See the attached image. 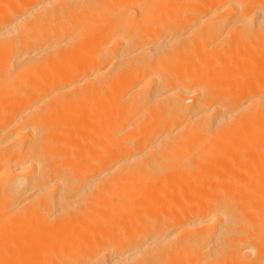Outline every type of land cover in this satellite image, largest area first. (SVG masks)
Instances as JSON below:
<instances>
[{
  "label": "bare ground",
  "instance_id": "6f19581e",
  "mask_svg": "<svg viewBox=\"0 0 264 264\" xmlns=\"http://www.w3.org/2000/svg\"><path fill=\"white\" fill-rule=\"evenodd\" d=\"M263 60L264 0H0V264H264Z\"/></svg>",
  "mask_w": 264,
  "mask_h": 264
},
{
  "label": "rangeland",
  "instance_id": "374dc122",
  "mask_svg": "<svg viewBox=\"0 0 264 264\" xmlns=\"http://www.w3.org/2000/svg\"><path fill=\"white\" fill-rule=\"evenodd\" d=\"M208 19H209L208 16L202 18V24L204 23V24H203V27H204L205 25H207V23L209 22ZM205 22H206V23H205ZM204 28H205V27H204ZM204 58H205V57H204ZM205 60H206V59H205ZM206 62H207V61H205V63H206ZM260 62H261V61H260ZM263 62H264V60H263ZM263 62H261V64L258 63L259 65H261V66H258V69L261 68L260 70H261L262 72H263L262 69H263V67H264V66L262 65V64H264ZM203 65H205L206 70H207V67H208V66H206V65H208V63H206V64L203 63ZM202 69H203V66H202ZM206 70H205V71H206ZM205 71H204V72H205ZM205 75H207V74L205 73ZM260 75H261V74H260ZM221 86H222V85H221ZM221 86H220V87H221ZM219 90H220V89H219ZM218 93L221 94V92H218ZM217 95H219V94H217ZM217 95L215 96L216 98H217ZM219 97H220V96H219ZM219 97H218V100L221 98V97H220V98H219ZM228 97L230 98V100H229ZM228 97H226V98H224V99H227V98H228L227 100H229L230 102L227 101V100H226V101H227L229 104L231 103L232 106H231V104H230V105H229V104L227 105V108H228L227 113H230V115H235V116H236L235 119L238 118L237 115H236V114H238V112H239V114H238V116H239V115L242 114L241 112H243V113L247 112V113H248L250 110L253 111V112H254V110H255L254 114H256V115L258 114V117H259V113H260V114L262 113V112H260V111H263V110H264V102H262L261 100H258V101H257V99H256L257 103H256V104H253V103H252V102L254 101V100H253V97L250 98V99H249V98L245 99L244 102H245L246 104H245L244 102H242V107H241V108H242V110L244 109L243 111L241 110V112H240V110L238 111V109H235V110H234V109H232V108H235V107H234V104L236 103L237 98L233 97V98H234V99H233L232 96H228ZM231 98H232V99H231ZM254 98H255V97H254ZM235 99H236V101H235ZM248 99H249V100H248ZM231 100H232V102H231ZM243 100H244V99H243ZM251 100H252V101H251ZM226 101H224V102H226ZM246 101H247V102H246ZM243 103H244V104H243ZM254 103H255V101H254ZM250 105H251V107H250ZM229 106L232 107V108H230ZM248 107H249V108H248ZM253 108H254V110H253ZM229 109H230V110H229ZM239 109H240V108H239ZM257 109H258V110H257ZM233 110H234V111H233ZM245 110H246V111H245ZM259 110H260V111H259ZM228 111H229V112H228ZM235 111H236V112H235ZM244 111H245V112H244ZM256 111L259 112V113H257ZM231 112H235V114H231ZM245 114H246V113H245ZM227 115H229V114H227ZM247 115H248V117H247V118H248V121L246 122V120H247V119H246V120L242 123V124H244V125H245V123H246V125H249V124H250V121H251L250 119L253 117L252 114H250V112H249V114H247ZM250 115H251L252 117H250ZM232 117H233V116H232ZM249 117H250V118H249ZM256 117H257V116H256ZM252 119H253V120H252V122H253V121H254V118H252ZM258 119H260V118H258ZM255 120H256V119H255ZM254 122H255V121H254ZM254 122H253V123H254ZM250 125H253V124L251 123Z\"/></svg>",
  "mask_w": 264,
  "mask_h": 264
}]
</instances>
